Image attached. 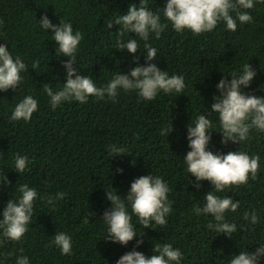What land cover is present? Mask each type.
Here are the masks:
<instances>
[{"label": "trees", "instance_id": "16d2710c", "mask_svg": "<svg viewBox=\"0 0 264 264\" xmlns=\"http://www.w3.org/2000/svg\"><path fill=\"white\" fill-rule=\"evenodd\" d=\"M132 3L139 6L140 0H0V44H6L12 56H19L28 67L21 73L20 86L0 91V220L7 202L21 196L16 191L20 185L35 187L38 194L28 231L20 241L0 246V264H16L21 255L28 257L29 264H116L141 239L143 244L136 251L147 257L153 255L155 244L170 243L184 253L181 264H227L240 251L252 252L264 244V133L253 130L240 145H223L218 118L216 114L210 117L217 132H211L209 150L227 154L240 149L261 157L257 180L217 193L240 202L237 212H226L227 220L238 229L243 227L231 238L207 228L211 216L193 213V206L202 207L205 193L213 186L204 180L199 189L194 188L195 177L187 173L183 161L190 151L187 125L210 110L213 96L219 95L216 85L224 75L239 72L249 62L257 75L244 91L256 90L257 96H264L259 90L264 85V3L247 10L254 23L237 21L236 32L220 22L212 32L197 36L188 30L177 33L169 23L159 40L150 34L149 42L157 49L153 63L169 75L184 76L182 93L161 91L147 101L136 91L121 89L115 101L89 96L87 103L73 100L52 109L43 86L49 83L54 91L62 88L66 82L62 64L69 58L56 54L53 33L40 28V18L47 14L53 24L64 19L71 22L74 32L83 34L73 67L101 87L117 71L127 74L137 66L126 49H116L117 39L126 42L136 34L120 37L115 23L106 28L109 20L127 14ZM165 4L166 0H148L153 11ZM161 19L165 22L162 12ZM137 40L136 56L144 65V41ZM34 61H39L35 69ZM27 95L37 100L38 110L28 122L12 121L14 107ZM171 126L173 131L168 134ZM111 144L125 147L128 155L112 157L108 153ZM17 153L29 159L23 174L14 170ZM150 173L169 185L172 212L166 217L167 224L153 222L154 228H143L133 215L138 235L126 246L106 243L108 228L101 217L112 207L106 189L124 198L135 178ZM6 178L8 182L3 183ZM58 192L66 193L64 199L54 207L47 204L45 197ZM253 209L259 218L256 225L243 220V213ZM58 232L72 237L71 255H61L52 243Z\"/></svg>", "mask_w": 264, "mask_h": 264}, {"label": "clouds", "instance_id": "9594fccd", "mask_svg": "<svg viewBox=\"0 0 264 264\" xmlns=\"http://www.w3.org/2000/svg\"><path fill=\"white\" fill-rule=\"evenodd\" d=\"M257 3L264 0H166L163 8L157 11L150 9L148 0H140L139 6L135 3L129 5L127 14H120L114 20H109L107 29L118 25L117 30L120 37L124 33H135L136 38H129L126 42L117 39L116 49L127 50L132 54L136 67L130 68L127 74L117 71V74L105 85L97 87L90 75H80L73 65H76V52L83 34L73 30L71 22L61 19L59 24H53L47 14L39 20V26L43 30L51 29L52 40L56 42V54L68 57L62 66L66 71V82L59 90L53 89L49 83L43 86V92L50 98L49 103L53 110L62 102L78 101L87 103L89 96L103 100L105 96L115 101L119 90L136 91L143 100H154L159 92L170 94L172 92L182 93L185 88L184 76L179 74L169 75L167 71L161 70L153 60L157 57V49L152 46L150 34H155L159 40L161 34L166 31L170 23L173 30L183 33L191 31L194 35L212 32L220 22L226 25V30L236 32L238 24L254 23L249 11L255 8ZM243 10V11H242ZM161 12L165 22H162ZM235 13V16L232 15ZM137 37L144 41L145 63H138L136 56L140 49ZM39 61H34L32 68L35 69ZM28 71L24 61L12 56L6 44H0V91L7 92L15 90L20 86L21 73ZM257 71L247 62L243 64L239 72L224 75L217 83L216 88L219 95L213 96L210 110L206 114H200L194 121L187 125L188 148L186 157L183 159L187 173L195 177L193 187L199 189L200 182L207 180L213 186L212 190L204 195V203L193 206V213L199 217L211 216L212 220L207 228L212 232L226 234L231 238L233 233L243 227L226 219V212L235 213L240 208V202L234 201L232 197L220 196L226 189L247 185L249 179L255 181L260 171L261 157L258 154L249 155L247 151L238 149L229 150L227 154L213 153L208 149L211 142V132L214 124L210 117L216 114L222 134L221 144L229 142L240 145L250 138V133L255 130L264 133V96H257L256 90L245 92L250 88ZM228 76L232 79L229 80ZM260 91H264L261 85ZM38 110V102L32 95L25 96L14 107L10 119L25 122L30 121L34 112ZM173 131L167 130L169 134ZM217 132V131H216ZM127 149L116 144L109 145L108 153L112 157L126 154ZM134 163V161H133ZM29 164L27 156L14 155V170L23 174ZM118 172L123 169L118 168ZM7 178L3 183H7ZM191 183V181H189ZM16 191L21 193L18 199L8 201L3 210V219L0 220V246L8 241L18 242L28 231V226L34 211V203L37 198L35 187L22 184ZM170 192L169 185L158 175L148 174L135 178L130 186L126 197L122 198L106 189V199L111 202L112 207L106 210L101 220L107 225L105 242L119 243L126 246L137 236L136 225L133 224V215L137 217L138 224L143 228H154L155 225L167 224L166 217L172 212V202L168 200ZM66 193L58 192L55 196L45 197L47 204L55 206L57 200H63ZM131 213H129V208ZM243 220L251 222L252 225L259 223L255 209L245 211ZM87 224L89 221H83ZM142 236V235H141ZM59 248L61 255L72 254V237L65 232H58L52 241ZM143 244V240H137L133 250L123 254L116 264H181L184 253L179 248H174L170 243H157L153 248V255L147 257L144 253L136 251ZM21 252L23 249L20 250ZM264 258V244L252 252L240 251L239 254L228 259L227 264H260ZM223 264H225L224 261ZM16 264H29L27 256L17 257Z\"/></svg>", "mask_w": 264, "mask_h": 264}]
</instances>
